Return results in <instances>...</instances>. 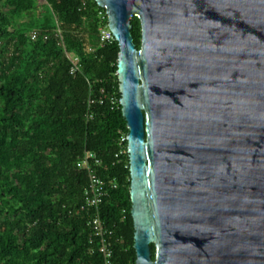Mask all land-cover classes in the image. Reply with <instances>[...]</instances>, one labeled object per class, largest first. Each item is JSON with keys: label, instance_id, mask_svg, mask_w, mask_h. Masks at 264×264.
I'll return each instance as SVG.
<instances>
[{"label": "water", "instance_id": "1", "mask_svg": "<svg viewBox=\"0 0 264 264\" xmlns=\"http://www.w3.org/2000/svg\"><path fill=\"white\" fill-rule=\"evenodd\" d=\"M94 2L117 45L134 264H264V0Z\"/></svg>", "mask_w": 264, "mask_h": 264}, {"label": "trees", "instance_id": "2", "mask_svg": "<svg viewBox=\"0 0 264 264\" xmlns=\"http://www.w3.org/2000/svg\"><path fill=\"white\" fill-rule=\"evenodd\" d=\"M98 13L94 0H0V264H102L80 210L87 174L75 162L85 152L109 184L99 211L120 238L111 264H134L127 155L115 157L127 133L117 45L97 46L106 22ZM56 27L66 52L79 56L73 75ZM31 31L47 39L30 41ZM129 33L138 49L135 17Z\"/></svg>", "mask_w": 264, "mask_h": 264}, {"label": "built area", "instance_id": "3", "mask_svg": "<svg viewBox=\"0 0 264 264\" xmlns=\"http://www.w3.org/2000/svg\"><path fill=\"white\" fill-rule=\"evenodd\" d=\"M97 16L100 21L104 20V17L106 18L105 12L103 14L98 13ZM54 36L57 38L56 45L61 50L63 57L69 65L68 73L73 75L78 72L79 56L75 53L66 52L61 41L60 30L57 27ZM37 38H41V40L45 41L47 36H40L36 31H31L28 34V39L30 41H34ZM96 39L98 47H103L104 45L115 42L111 32L107 28V22L103 23V25L97 29ZM88 105L89 101H87V108ZM85 117L89 119L91 115L87 114ZM119 144L120 146L115 157L126 154L125 134L120 136ZM97 166H99V161L94 158L92 153H83L82 157L75 162V167L85 171L87 174L86 185L82 189V205L80 206V210H85L87 212L85 226L89 231V243L94 245V248L101 256L102 264H111L112 247L114 244L120 243V238L115 236L113 231L100 218L99 206L106 196L109 184L96 175L95 168Z\"/></svg>", "mask_w": 264, "mask_h": 264}]
</instances>
